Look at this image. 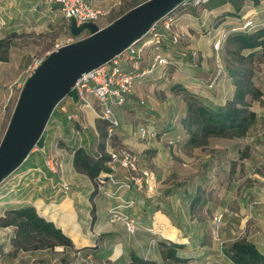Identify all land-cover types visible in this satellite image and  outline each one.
Segmentation results:
<instances>
[{"label": "rangeland", "instance_id": "obj_1", "mask_svg": "<svg viewBox=\"0 0 264 264\" xmlns=\"http://www.w3.org/2000/svg\"><path fill=\"white\" fill-rule=\"evenodd\" d=\"M142 1L144 0H97L94 7L101 14L95 23L104 27ZM209 3L199 5L193 11H185L191 12L192 18H188V23L193 17L198 18L193 20L195 24H189L190 27L196 25L199 28H193L195 32L192 36L175 30L178 41L174 44L166 43L160 49L169 57L170 63L161 72H153L140 83L149 92L138 101L137 106L145 105L146 100L153 103L154 111L159 112L158 115L151 113L155 115L153 122L147 120L151 116L149 113L147 117L145 113L138 116L123 113L124 116L122 114V120L119 121L120 124L131 125L132 133L150 122L157 129L167 128L165 136L158 134L152 139L160 147L153 150L155 166L164 167L165 173L159 174L160 179L147 192H154L153 199L145 194V197L141 195V199L146 201L145 207L149 206L154 212L161 211L165 215L168 221L165 228H158L153 224L148 227V222L141 220L145 209L135 211L133 206L136 205L133 204L130 215L138 221V228L133 233L126 229L123 221L110 222L117 224L115 230L97 234L95 246L89 247L90 249L81 246H56L22 250L14 244L15 226L0 225V264H129V253L133 247L156 264H232L222 249L238 239L254 242L264 254V65L254 66L253 81L263 94L252 103L251 109L256 113V120L245 137L215 136L209 138L207 145L194 147L188 143V135L182 126L186 104L182 89L177 85L183 86L185 75H190L194 77L192 82L203 87L208 84V78L215 74L219 75L218 80L223 68L226 70L227 62L233 60V56L227 51L233 47L227 45L226 41H222L218 49H214L212 43L219 33V30L214 31L215 28L220 26L226 31L239 24L235 20L236 15L225 17L227 10H224L201 19V10L208 9ZM0 20L4 21L0 25V36H9L11 39L9 60L0 61L1 141L20 89L28 78L31 63L35 59H44L53 51L56 43L68 38L74 42L87 37L89 32L84 30L79 35H73L69 28L70 22L61 10L49 6L44 0H0ZM191 41L193 47L190 46ZM196 44L203 50H199ZM206 47L212 50V56H207ZM193 50H197L199 55L189 60L188 54ZM202 61L206 62V67L201 70L203 73H196V68ZM147 64L148 61L143 63L144 66ZM226 89L225 87L223 90L224 94ZM206 90V95L210 98H205L208 102L224 97V94H218L214 88ZM133 105L134 103L126 104L122 109L128 110ZM160 105L164 107L163 111H160ZM67 106L69 109V104ZM132 111L128 110L129 113ZM55 122H50L47 127ZM96 122L98 136L92 131V137L95 142L98 141L95 144L98 148V143L103 142L101 131H104V123L99 120ZM86 129L87 127L80 131ZM48 131L50 129L45 134ZM176 136L179 140L170 144L169 140ZM124 137L117 138L115 135L113 145H122ZM36 148L38 147L31 150L29 157L39 153ZM153 171L156 173L155 169ZM3 181L0 183V220L8 210L29 205L30 201L33 204L36 198V195L32 196L33 183L25 184L27 180L17 181L15 178L5 183ZM122 188L125 187H120ZM193 197L198 201L191 209ZM54 199L45 197L47 204L54 203L53 206H57L60 201L54 202ZM180 231L183 236L189 237V242L182 244L185 248L178 251L179 255L188 259L187 262L164 260L163 244L168 246L169 242L181 241ZM196 236L201 245L193 238ZM137 240L144 248L136 246Z\"/></svg>", "mask_w": 264, "mask_h": 264}, {"label": "crops", "instance_id": "obj_2", "mask_svg": "<svg viewBox=\"0 0 264 264\" xmlns=\"http://www.w3.org/2000/svg\"><path fill=\"white\" fill-rule=\"evenodd\" d=\"M90 1H91V4L94 6V3H96L97 0L96 1L90 0ZM224 10H227L226 12L227 16L225 15V17H230L231 15L235 16L233 15L234 10L232 8V5L230 3H225L218 7H213V8H208V9L204 8V10H201L200 18L203 19L204 17H208L214 13L222 12ZM189 17L192 18L191 12H183L178 18L177 20L178 22H176L175 30L181 32L182 34L192 36L195 32L193 28L198 29L199 27L196 25H194L195 27H190L189 24L190 23L195 24L193 23V20H197L198 18L193 17V19H191L192 21L188 23ZM235 20L239 24L243 23L246 20H251L253 24H258V25L263 23L264 22V0H260L258 4H254L251 0H245L242 3V6L239 12L236 14ZM3 23L4 21L0 20V25H2ZM215 30H219L218 32H220L225 29H221L219 26L215 28L214 31ZM1 37L3 36H0V38ZM192 42L193 41H191L190 46L193 47ZM166 43H171V42L167 41ZM195 46H197L199 50H203L200 48V45L196 44ZM206 48L207 49L205 51L207 53V56H212V50L209 47H206ZM150 54H151V51L148 49L146 51L144 62L148 61L147 58H148V55ZM197 55H199L198 52H197ZM188 57L190 58L189 60L191 59L193 60L196 58V56L192 57L190 56V54H188ZM205 63L206 62H203V61L200 62V65L197 66L196 68L197 69L196 73H199V72H200L199 74L203 73V71L201 70H203V68L206 67ZM162 70L163 69L161 70L156 69L154 72L157 74L161 72ZM225 73H226V70H224L223 68L222 75L220 74L219 79L211 87H209L208 84L203 85L202 87V85H199L196 82H192V79L194 80L193 76L185 75L186 80L184 81L183 86L187 90L195 94H198L204 98H209L206 95L207 88L209 90L214 88L217 90L218 94L221 95V94H224L223 90L226 87L227 89H226V93L224 94V97H221V99L216 98V100L218 101H212V104L224 105L231 98L232 93H233L232 80L228 76V74H225ZM223 80H224V85H222ZM142 81L143 80L133 85L132 94L130 95L129 101L126 103L127 105L134 103L133 106L128 108V110L129 109L133 110L131 113H129L128 110L126 109H122V107H124L126 104L123 106L114 107V109H116L114 111L115 115L117 116L119 121L122 120L123 113L125 115L126 114H132V115L136 114L137 116L145 113L146 117L153 112L155 115L159 114V112L154 111L155 110L154 104L150 102L148 103V100H146L147 103L145 105L137 106L138 101L142 100L146 92L147 93L149 92L145 86L140 84ZM150 98L152 99V101H154L153 97L150 96ZM151 99H149V101ZM68 104H69V110L71 112L77 113L80 116L81 120H83V122L85 123V126L87 127V129L80 131V128L78 129L75 128L73 122L69 121L66 118V115L63 113L55 112L51 114L45 126V129L43 131V136H44L43 149L36 148L39 151V153L37 155H32L31 157H29L30 154H32V151H31L29 155L26 157V159L22 162V164L17 169H15L14 172H12L8 177L4 179L3 183L7 182L10 179L13 180V178H15L17 181L27 180L25 184L33 183L34 185H32V189H33L32 196L36 195V198L33 204L31 201L30 202L28 201V202L35 207L37 213L40 216L44 217L47 220L52 221L57 227L61 228V230L72 240L73 246L75 247L81 246V247H84L85 249H90L89 247L95 246L97 234H101L102 232H105V233L113 232L117 224L110 223L108 212L110 211V209L115 208V207H117L119 210L121 209L122 210L121 212L125 214H130L131 213L130 211H133V209H131L130 207L133 204H135L136 206H133L136 208L134 209L135 211L141 208L145 209L144 214H143L144 218H141V220L144 223L148 222L147 224L148 227L153 224L154 226L156 225L159 226L158 228L164 229L165 226L168 224V221L165 215L161 214V211L154 212L152 209H150L149 206L145 207L146 201L144 199H141V195H143L144 197L146 195V197L153 199L154 192L149 194L144 191L143 192L137 191L135 188L120 189V187L118 188V185H115L114 183L110 181H107L103 185L102 189H97L95 183L86 175V173L80 172L74 168L73 162H72V158H73L72 149L73 148L81 147L90 155L93 153L95 154L96 152L100 151L99 148L95 146V144L98 141L95 142L94 137H92L93 132L94 134H96V136H98L96 121L99 119L96 117L95 110H94L96 107V104H94V109H90L87 107H78L75 105L73 100H67V105ZM70 106H72V108H70ZM163 109L164 107L160 105V111H163ZM184 111H186V107ZM155 115L151 114V116L147 118V120H151V122H153V117H155ZM50 122H55V124L51 125L48 128L47 126ZM151 122L147 123V127L149 129H154L155 131H157L158 134L166 133L167 128L162 127L161 129H157L156 127H154V125ZM48 129H50V131H48V133L45 134L46 130ZM104 131H105V123H104ZM247 133H249V131ZM120 136H125L122 139L121 141L122 145L120 146H125L126 148L140 155V162H139L140 167L149 168L151 169V171H153L154 169L156 170V173L154 171L153 172L156 175V182H157V180L160 179L159 174L164 175L165 171H164V167H159L158 165L155 166L156 157L154 156L153 150H155V148H160L159 145L155 142V140H152V139L147 140L146 138L141 137L139 133V128L137 129V132L132 133L131 125H124L122 123L119 124L118 128L116 129V137L119 138ZM243 137H237V138H243ZM102 143H104V138H103ZM104 148H105V144H104ZM46 154H52L61 159L62 176L64 180L67 183H69L71 192H69L70 191L69 190L68 191L69 193L68 192L64 193L53 187L54 182L57 181V176L52 175L44 167L43 160ZM157 155H159V153ZM123 172L124 171L121 170L120 173L118 174V178L120 180H122L124 177ZM94 190L95 192L93 194V197H90V195L93 193ZM46 196L48 198L54 197L55 198L54 202L60 201V203L57 204V206H53L54 203L47 204V202L45 201ZM150 196H153V197H150ZM148 209H150V211H148ZM92 212L94 213V217H95V221L93 224L91 221ZM172 234L174 235V233ZM179 238H181L182 240L176 241L175 243L185 244V242H189V237L183 236L182 233L179 236ZM193 238H196V240H198L197 236ZM136 242H137V245H136L137 247L139 248L143 247L141 242H139L138 240ZM196 242H198L197 244L201 245V241L198 240ZM133 248L134 249H131L133 252L143 257L139 252H137L136 247H133ZM183 248H185V246ZM183 248L179 250L181 251ZM145 259H148V258H145ZM148 260H151V259L149 258ZM129 262H130V258H129Z\"/></svg>", "mask_w": 264, "mask_h": 264}, {"label": "trees", "instance_id": "obj_3", "mask_svg": "<svg viewBox=\"0 0 264 264\" xmlns=\"http://www.w3.org/2000/svg\"><path fill=\"white\" fill-rule=\"evenodd\" d=\"M244 1L207 0L201 5L210 2L208 7L213 8L230 3L234 10L233 15H236ZM251 1L254 4L260 2V0ZM193 8L195 7L181 10L178 13V18L183 12ZM241 24L226 30L228 33L224 41L227 45L233 47L232 50L228 48L227 51L233 56L232 61L235 62L229 61L226 64V72L233 84V93L224 105L212 104V102L206 101L204 97L187 90L184 86L177 85L182 89L186 103L182 126L188 135V143L194 147L207 145L210 137H243L256 120V113L251 109V106L263 93L255 85L253 74L254 66L264 65V22L259 25L254 24L253 29L250 30H231ZM10 46L11 39L9 36L0 38L1 62L9 60ZM104 136L105 131H101V137L104 138ZM179 136L182 139L181 134ZM98 148L99 152H102L101 156L97 155V152L90 155L81 147L72 149L74 168L86 173L94 183L96 177L108 169L105 165L108 156L104 153V143H99ZM94 192L95 190L90 197H93ZM197 201L198 199L193 197L190 203L191 209ZM91 221L92 224L95 221L93 212ZM0 225L3 227L15 226L14 244L22 250L47 249L56 246L73 247L72 240L61 228L57 227L52 221L40 216L35 207L30 204L8 210L1 218ZM168 244V246L163 244L162 254L164 260L187 262L186 257H181L178 254L179 249L183 248L182 244L173 242ZM222 251L233 264H264V254L253 242L246 239L235 240ZM129 258V264H156L155 261L145 259L133 251H130Z\"/></svg>", "mask_w": 264, "mask_h": 264}, {"label": "built area", "instance_id": "obj_4", "mask_svg": "<svg viewBox=\"0 0 264 264\" xmlns=\"http://www.w3.org/2000/svg\"><path fill=\"white\" fill-rule=\"evenodd\" d=\"M49 6L58 7L63 16L70 22L74 18L77 25L85 22H95L101 14L95 8L90 0H44ZM95 1V0H92ZM207 0H181L172 10L155 21L140 38L129 44L119 54L101 64L100 66L82 74L76 81L73 88L76 89L78 100L75 103L78 107H87L94 109L96 117L105 123L104 153L108 156L105 161L107 171L100 173L96 179L97 189H102L103 185L110 181L118 184V187L126 189L135 188L137 191L148 192L152 185L156 183V175L153 171L145 167H139L140 155L124 146H114L116 129L120 122L115 115L114 107L125 105L133 91V85L141 81L146 76L152 74L156 69H164L170 59L162 53L160 49L167 41L176 43L178 34L175 33V26L178 19V13L188 7H197ZM254 26L251 20L244 21L238 27L231 30L247 29ZM228 31H220L212 46L218 49L221 42L225 40ZM73 40L68 38L63 42L56 43L53 50L72 43ZM151 51L148 55V64L143 65L146 51ZM190 56H197L196 51H190ZM44 59H35L28 68V77L34 73L36 68ZM218 75L208 78V86L211 87ZM67 100H72L68 95L63 97L54 107L53 113H63L68 120H71L75 128L85 129V123L80 116L71 112L67 106ZM77 126V127H76ZM139 133L141 137L147 140L153 139L158 135L154 129L147 126H140ZM162 136H165L163 134ZM179 137H173L169 140L170 144H175ZM41 149V148H38ZM43 149V148H42ZM101 156L102 152H97ZM44 167L52 174L57 176V181L53 187L62 192H68L70 185L62 176V161L55 155L46 154L43 160ZM38 170V169H37ZM123 170L124 177L118 178V174ZM4 180V179H3ZM2 182V181H1ZM58 185V186H57ZM57 186V187H56ZM109 221H123L126 229L133 233L138 228V221L130 214H125L119 209L113 208L109 211Z\"/></svg>", "mask_w": 264, "mask_h": 264}, {"label": "water", "instance_id": "obj_5", "mask_svg": "<svg viewBox=\"0 0 264 264\" xmlns=\"http://www.w3.org/2000/svg\"><path fill=\"white\" fill-rule=\"evenodd\" d=\"M180 1H142L104 27L95 22L77 25L70 19L73 35L84 30L89 34L51 51L24 81L0 141V183L35 146L44 147L43 131L55 105L66 95L78 100L73 86L82 74L119 54Z\"/></svg>", "mask_w": 264, "mask_h": 264}]
</instances>
